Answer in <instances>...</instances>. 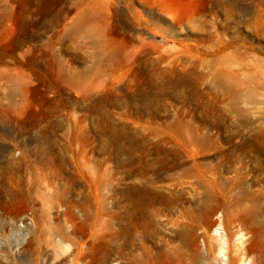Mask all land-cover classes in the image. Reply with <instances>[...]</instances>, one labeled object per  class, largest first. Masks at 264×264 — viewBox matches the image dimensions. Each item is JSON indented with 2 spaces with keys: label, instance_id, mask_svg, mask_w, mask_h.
<instances>
[{
  "label": "rangeland",
  "instance_id": "rangeland-1",
  "mask_svg": "<svg viewBox=\"0 0 264 264\" xmlns=\"http://www.w3.org/2000/svg\"><path fill=\"white\" fill-rule=\"evenodd\" d=\"M125 192L163 198L121 256ZM241 252L264 264V0H0V264Z\"/></svg>",
  "mask_w": 264,
  "mask_h": 264
},
{
  "label": "bare ground",
  "instance_id": "bare-ground-1",
  "mask_svg": "<svg viewBox=\"0 0 264 264\" xmlns=\"http://www.w3.org/2000/svg\"><path fill=\"white\" fill-rule=\"evenodd\" d=\"M122 195H123V205H124V212H123L124 215L122 217L123 222L119 228L118 234L116 232V235L120 240L119 253H121L120 254L121 256H123L125 252H128V250L133 249V247L135 246L134 241L140 238L141 235H144L145 231L150 229L152 225V219L155 214L153 209H155L156 206L154 205L158 201V199H160L159 197L163 198V196L154 193L147 194L146 196L145 195L139 196L125 192ZM174 204H175V200L172 201L171 205L173 206ZM211 228L215 232V234L218 235L220 233L219 230L221 229V223L213 222L211 224ZM188 234L189 233L187 232H183L182 236L188 239ZM116 235L115 233L111 235L112 240L115 238ZM109 242L111 243L112 241H110L109 239ZM224 249L225 248L223 246L221 250L222 254H224ZM97 251L99 256L97 258V262H100L111 256L114 253V248L109 244L107 247L104 245H100L98 246ZM230 264H263V263L260 260L253 259L248 252H241L239 254L238 259Z\"/></svg>",
  "mask_w": 264,
  "mask_h": 264
}]
</instances>
